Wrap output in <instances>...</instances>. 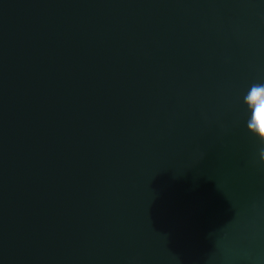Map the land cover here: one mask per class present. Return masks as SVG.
<instances>
[{
	"label": "water",
	"instance_id": "95a60500",
	"mask_svg": "<svg viewBox=\"0 0 264 264\" xmlns=\"http://www.w3.org/2000/svg\"><path fill=\"white\" fill-rule=\"evenodd\" d=\"M264 0H0V264H264Z\"/></svg>",
	"mask_w": 264,
	"mask_h": 264
},
{
	"label": "clouds",
	"instance_id": "9594fccd",
	"mask_svg": "<svg viewBox=\"0 0 264 264\" xmlns=\"http://www.w3.org/2000/svg\"><path fill=\"white\" fill-rule=\"evenodd\" d=\"M244 103L249 112L247 129L259 140V160L264 164V127L261 126L264 119V83L252 84L244 96Z\"/></svg>",
	"mask_w": 264,
	"mask_h": 264
},
{
	"label": "snow or ice",
	"instance_id": "6c2138e0",
	"mask_svg": "<svg viewBox=\"0 0 264 264\" xmlns=\"http://www.w3.org/2000/svg\"><path fill=\"white\" fill-rule=\"evenodd\" d=\"M261 126L264 127V119L261 120Z\"/></svg>",
	"mask_w": 264,
	"mask_h": 264
}]
</instances>
